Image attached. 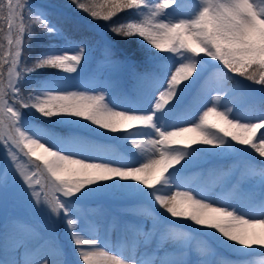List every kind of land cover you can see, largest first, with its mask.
I'll use <instances>...</instances> for the list:
<instances>
[{"label": "snow or ice", "instance_id": "snow-or-ice-1", "mask_svg": "<svg viewBox=\"0 0 264 264\" xmlns=\"http://www.w3.org/2000/svg\"><path fill=\"white\" fill-rule=\"evenodd\" d=\"M70 5L105 22L112 36L136 39L146 51L145 65L171 64L164 66L155 87L144 89L146 99H154L151 107L120 108L106 89L93 93L86 86L78 90L68 86L72 77L65 74H78L88 62L86 39L67 37L30 0H0V34L7 42V48L0 42V207L6 210L11 195L23 200L33 217L43 213L63 220L78 264H191L192 241L202 236L231 249L236 257L220 258L218 264H264L252 259L264 256V107L242 118L227 103L218 104L217 96L198 114V121L173 120L185 94L210 68L243 77L264 91V0H199L194 11L183 17L180 0H70ZM126 11L132 15L116 19ZM90 24L93 29L100 26ZM37 34L63 37V43L37 52L32 47ZM117 52L105 33L102 59L135 73L138 65ZM41 69L62 75L46 81L27 79ZM26 113L67 120L97 134L124 133L119 139L130 140L140 154L131 153L127 162L114 160L94 140L79 134L59 139L34 126ZM153 135L157 138H136ZM253 152L261 158L259 167L253 163ZM20 154L27 165L20 163ZM200 157L239 161L235 183L227 189L232 203L191 189L172 191L173 186H182L185 169L195 166ZM99 195L143 198L153 206L151 229L129 226L135 237L143 238L131 240L127 254L114 252L109 241L94 231L89 234L88 213L77 205ZM74 213L79 216L74 218ZM77 219L82 221L79 225ZM185 227L191 231H183ZM37 234L34 219L5 215L0 224L5 250L22 247L25 239ZM201 250L206 255L198 264H210L207 257L214 250L207 242L196 251ZM61 255L57 249L53 259L42 246L39 259L23 264H70ZM0 264L21 262L2 259Z\"/></svg>", "mask_w": 264, "mask_h": 264}, {"label": "rangeland", "instance_id": "rangeland-1", "mask_svg": "<svg viewBox=\"0 0 264 264\" xmlns=\"http://www.w3.org/2000/svg\"><path fill=\"white\" fill-rule=\"evenodd\" d=\"M183 4L181 10L182 17L191 14L196 5L193 0H180ZM38 4L37 6L35 5ZM30 4L33 8H39L48 13V19L50 18L51 11L43 9L40 6H48V0H30ZM51 9V8H50ZM165 11H171L167 9ZM107 32L104 28H100L96 34H92L90 37L89 44V58L87 64L83 66V69L79 71L78 74H65L72 77L69 80L68 86L72 90L81 89L82 86H86L87 89L91 90L93 93L100 89H106L110 96L116 98L119 102L120 108H140L142 110L151 107L152 101H148L144 95V89H152L155 87L156 82L159 78L163 77V70L165 65H170L171 61H161L156 67L152 68V74L150 77L143 73H138V67L135 69V73L130 72L127 68L114 66L102 59L100 56V45L103 42L104 34ZM68 37V36H67ZM71 38V37H69ZM108 38V35H107ZM72 39V38H71ZM109 39V38H108ZM0 40L7 48V42L4 34H0ZM76 40V39H75ZM80 40V39H79ZM63 43V37H50L47 35H34L32 37V47L40 52L44 50L49 45H59ZM144 50V49H143ZM155 51V50H153ZM120 58H124L119 50L117 52ZM161 56H168V53H160ZM118 57V58H119ZM62 74L56 72L54 69H41L38 72L32 73L27 77L30 81H46L52 80L60 77ZM140 77H145L141 80ZM229 76H226L219 69L213 68L208 71L207 76L201 82L199 89L196 92L195 99H193L192 105L186 103V97L192 92L188 91L184 97L183 102L180 107L174 113L173 120L177 119H188L197 120L198 114L203 110L205 106H211V100L217 96L220 97L219 103H227L229 107L233 109V112L240 115L242 118L254 115L262 107L259 99L264 91L261 90L260 85L253 84L252 82L241 83L230 85L228 83ZM225 90H230L226 92ZM158 94V93H157ZM264 94V93H263ZM223 110V109H221ZM26 118L30 119L31 123L40 129L48 130L49 132L58 136L59 139H66L73 134H79L88 139L94 140L98 144L103 154L111 157L114 160L129 161L131 153L140 154V150L134 148L131 141H124L119 139L124 133H101L89 131L87 128L77 127L67 120H60L59 118H54L53 120H46L40 117L38 114L35 117H31L26 113ZM180 126H186L185 124H180ZM95 127V126H93ZM171 130V129H169ZM104 130H100L103 132ZM137 139H156L155 135L151 137L138 136ZM237 147H239L237 145ZM251 151V150H249ZM255 156V163L258 167L260 165V159L258 154L252 153ZM151 155V153H148ZM3 159V149L0 148V161ZM222 159V162L219 161ZM221 159L200 157L198 158L197 164L193 167L185 169L183 173L182 186L177 189L173 186L172 191L175 190H193V193L197 192L203 193L208 196L215 194L216 199L233 202V198L228 194L227 189L235 183L237 168L236 165L239 161L234 157H225ZM247 160L248 157H243ZM146 162V160L144 161ZM221 162V163H218ZM20 163L28 164V161L22 157L20 154ZM223 166L225 172H229L231 175L223 176L216 173L214 168ZM179 167V166H177ZM220 170V169H218ZM257 195L259 189L256 190ZM170 194V193H169ZM102 196H96L86 201H82L77 207L83 208L87 211L88 217L94 221L89 220V234L91 235L94 231L95 234L101 239H107L109 243L113 246V251H121L122 254H127V245L131 240L142 239L143 237H135L134 234L129 230V226L139 225L145 230L151 229L153 226L152 218V206L149 204H143L141 202L132 203L130 199L119 198L117 196H112L113 199L106 204L98 203L92 205L91 202L95 199H102ZM107 198L106 196L104 197ZM199 198V196L197 197ZM136 199V198H135ZM100 202V201H97ZM132 204V205H129ZM4 208L0 207V224H2L5 215L7 216H20L25 219H34L36 225L37 235L23 241V246L18 247L15 250L9 247L7 250L0 244V260H17L21 264L25 260L39 259V249L43 246L48 248L49 254L53 259L57 258V249L61 255L59 258L67 259L70 264H78V258L73 251L72 241L69 235V230L65 224V232L63 237L65 239V245L60 239L56 238V235H50V229H47V224H53L49 216L43 213H37L35 217L32 216L29 209L26 207V203L23 200H18L14 196H9L6 214L3 215L2 211ZM158 211H163L158 209ZM79 213H74V218L78 217ZM82 221L77 219V224L79 225ZM44 224L43 229L39 228L38 225ZM191 224V222H187ZM112 225L111 229L109 226ZM191 227H198L191 225ZM185 232H190L191 229L185 227L183 229ZM127 232V237L125 238V233ZM219 235V234H217ZM204 242L214 250V254L208 256L207 259L210 264H218L220 258L236 259L233 256L231 249L215 244L208 237H200L197 240L192 241L193 253L188 257L191 264H198L199 260L204 258L206 252L196 251L197 249H202ZM67 248L70 250V254L67 253ZM29 250L32 254L29 255L26 252ZM143 251V248L140 249ZM171 258V257H170ZM254 261L264 260V256L256 255L252 257Z\"/></svg>", "mask_w": 264, "mask_h": 264}, {"label": "trees", "instance_id": "trees-1", "mask_svg": "<svg viewBox=\"0 0 264 264\" xmlns=\"http://www.w3.org/2000/svg\"><path fill=\"white\" fill-rule=\"evenodd\" d=\"M53 5L64 7L66 5H70V0H50ZM82 2H89V0H82ZM72 6V5H70ZM63 13V12H62ZM132 15L131 12L121 13L116 19H122L127 16ZM63 17H60L58 24L62 26V28L72 35H92L97 33L98 30L102 27L107 32L106 26H103L105 22L103 21H95L90 17L88 13L83 12L82 10L75 9L64 12ZM91 23L99 24L95 29L92 28ZM80 34H77L76 32ZM76 33V34H75ZM82 33V34H81ZM109 39L117 46L120 50H125L126 52H133L135 54L134 58L138 61H143L146 58V52L139 48V43L136 39L132 40H120L119 37L112 36L111 33L107 32Z\"/></svg>", "mask_w": 264, "mask_h": 264}]
</instances>
